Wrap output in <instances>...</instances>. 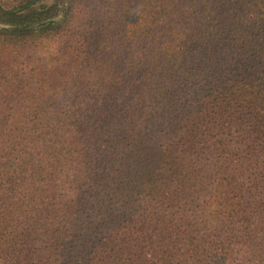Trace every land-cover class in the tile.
Here are the masks:
<instances>
[{
	"label": "trees",
	"instance_id": "obj_1",
	"mask_svg": "<svg viewBox=\"0 0 264 264\" xmlns=\"http://www.w3.org/2000/svg\"><path fill=\"white\" fill-rule=\"evenodd\" d=\"M11 2L0 264H264V0Z\"/></svg>",
	"mask_w": 264,
	"mask_h": 264
},
{
	"label": "rangeland",
	"instance_id": "obj_2",
	"mask_svg": "<svg viewBox=\"0 0 264 264\" xmlns=\"http://www.w3.org/2000/svg\"><path fill=\"white\" fill-rule=\"evenodd\" d=\"M1 1H2V3H3L4 5H8L9 3H12V2H11L12 0H1ZM43 1H45V0H43ZM47 1H48V0H47ZM63 18H64V14L61 12V13L59 14V16H58L55 20H56V22H58V21H62Z\"/></svg>",
	"mask_w": 264,
	"mask_h": 264
}]
</instances>
